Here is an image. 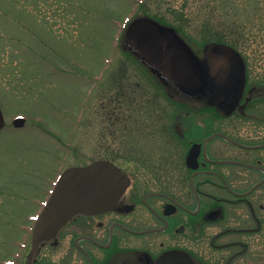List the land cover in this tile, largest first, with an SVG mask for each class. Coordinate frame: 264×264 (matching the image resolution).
Returning a JSON list of instances; mask_svg holds the SVG:
<instances>
[{
    "label": "flooded vegetation",
    "instance_id": "obj_1",
    "mask_svg": "<svg viewBox=\"0 0 264 264\" xmlns=\"http://www.w3.org/2000/svg\"><path fill=\"white\" fill-rule=\"evenodd\" d=\"M231 33L198 50L175 33L199 73L198 86L185 89L125 42L147 69L143 87L122 94L121 127L131 136L117 157L75 167L110 162L129 185L112 209L69 220L32 264H160L172 254L194 264H264V39Z\"/></svg>",
    "mask_w": 264,
    "mask_h": 264
},
{
    "label": "rangeland",
    "instance_id": "obj_2",
    "mask_svg": "<svg viewBox=\"0 0 264 264\" xmlns=\"http://www.w3.org/2000/svg\"><path fill=\"white\" fill-rule=\"evenodd\" d=\"M137 17L176 27L192 50L233 30L264 39V0H0V264L23 262L65 169L117 157L131 136L122 94L142 88L147 69L121 36Z\"/></svg>",
    "mask_w": 264,
    "mask_h": 264
},
{
    "label": "water",
    "instance_id": "obj_3",
    "mask_svg": "<svg viewBox=\"0 0 264 264\" xmlns=\"http://www.w3.org/2000/svg\"><path fill=\"white\" fill-rule=\"evenodd\" d=\"M126 43L150 66L158 70L178 88L195 87L199 73L195 59L178 36L169 30L162 31L152 20L145 18L133 22L127 33ZM217 49L211 45L210 49ZM26 120L15 119L17 128L25 126ZM6 124L0 108V131ZM129 179L110 162L100 161L88 167L70 168L58 183L40 214L33 231L32 251L29 263L38 245L53 239L58 231L74 216L94 214L110 210L123 195ZM160 264H194L184 255L172 254Z\"/></svg>",
    "mask_w": 264,
    "mask_h": 264
}]
</instances>
